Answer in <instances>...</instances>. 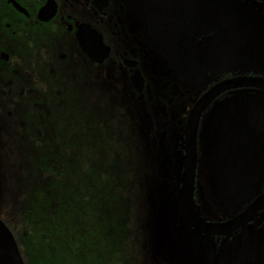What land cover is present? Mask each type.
<instances>
[{
	"label": "flooded vegetation",
	"instance_id": "obj_1",
	"mask_svg": "<svg viewBox=\"0 0 264 264\" xmlns=\"http://www.w3.org/2000/svg\"><path fill=\"white\" fill-rule=\"evenodd\" d=\"M151 1L0 0V98L11 101L20 91L30 95L39 85L50 87L52 72H61L58 66L69 56L103 70L109 76L103 87L128 88L144 111L146 146L160 168H167L160 176L167 195H161L158 214L170 228L172 258L187 255L189 264H264V55L252 48L264 32V0H224L220 11L196 15L194 0H156L161 10L183 5L189 10L166 23L159 17L160 29L147 10ZM219 35L227 41L220 62L221 49L196 61L194 44ZM99 36L110 53L101 65L81 47V40L96 47ZM231 51L238 61L229 60ZM82 72L64 74L58 83L83 81ZM91 79L98 96L102 78ZM193 126L192 212L200 224L185 220L181 202ZM260 200L245 222L220 234L205 232L206 226L236 221Z\"/></svg>",
	"mask_w": 264,
	"mask_h": 264
},
{
	"label": "trees",
	"instance_id": "obj_2",
	"mask_svg": "<svg viewBox=\"0 0 264 264\" xmlns=\"http://www.w3.org/2000/svg\"><path fill=\"white\" fill-rule=\"evenodd\" d=\"M58 67L63 70L48 90L20 91L5 111L13 119L24 108L46 109L32 129L36 143L24 138L14 153L17 188L10 224L24 263L137 264L128 252L131 227L119 192L124 164L109 140L115 117L110 91L100 82L95 96L91 78L58 83L89 68L80 57L69 56ZM44 93L51 94L50 103ZM18 126L28 129L25 123Z\"/></svg>",
	"mask_w": 264,
	"mask_h": 264
},
{
	"label": "rangeland",
	"instance_id": "obj_3",
	"mask_svg": "<svg viewBox=\"0 0 264 264\" xmlns=\"http://www.w3.org/2000/svg\"><path fill=\"white\" fill-rule=\"evenodd\" d=\"M52 73L51 79L55 80L59 73L55 71ZM83 73H85L86 81L101 77L103 81L109 82V76L101 69L84 68ZM89 83L91 84V81ZM38 89L48 90V85L44 83L43 86L39 85ZM110 96L115 117L112 118L110 125L113 136L109 140L112 147L120 154L122 165L124 164V181L119 192L125 207L123 213L131 227L129 255L137 264H189L187 255L176 256L178 263L172 258L175 253L166 236L170 228L164 227L165 219L162 220L158 214L161 195H167L160 176L163 177L167 173V168H160V161L156 162V159H153L152 149L147 147L148 144L146 146L143 129L146 126L147 117L142 116L144 111L139 110L128 88L112 84ZM44 97L50 103L51 94L44 93ZM13 98L15 103L19 100V97ZM7 100L5 97L0 98V220L13 233L18 243L16 231L11 225L14 224L11 221L13 220L12 210H14L11 204L13 205L15 201L17 188L13 176L16 172L14 153L19 151L20 142L24 138L25 143H36V133L32 129L35 130L34 125L44 116L46 109L45 111L37 110L38 114L33 106L24 108L18 117L7 119L5 111H9L13 105ZM109 103L111 102L107 104ZM49 118L50 116H45V119ZM19 123L28 124V129L23 130L18 126ZM14 132L18 134L16 137H12ZM23 147H26V144Z\"/></svg>",
	"mask_w": 264,
	"mask_h": 264
},
{
	"label": "water",
	"instance_id": "obj_4",
	"mask_svg": "<svg viewBox=\"0 0 264 264\" xmlns=\"http://www.w3.org/2000/svg\"><path fill=\"white\" fill-rule=\"evenodd\" d=\"M195 1V10L193 14H203L206 11H214L218 12L222 9V6L224 4V0H194ZM147 10L151 18L153 19V22L155 26L158 28V22L160 21L159 17H161V22L166 23L168 20L184 16L189 10L186 9V6H179L172 9H158L157 8V2L156 0H152L151 3H148ZM161 12H164L161 16L159 14ZM170 14V16H168ZM231 14V13H230ZM228 14V15H230ZM203 16V15H202ZM234 22L233 24H236V13L230 15ZM227 20V19H226ZM232 26V25H231ZM163 28V25H162ZM171 27H168L165 25V29L167 32L170 30ZM234 29L235 26H232ZM160 29V27H159ZM166 34V32H165ZM222 36H216L210 40L204 41L203 43H197L194 44V51H195V59L196 61L203 62L205 59L209 57V55H212L214 52H218L220 49V52L217 56L218 61L220 62L223 52L226 50L225 44L227 41L225 39H221ZM99 44L94 47L90 44V42H86L84 40H81V47L82 50L85 52V54L93 61H95L98 64H103L105 60L109 58V50L108 48H105L102 44V38L99 36ZM175 41V40H174ZM182 41V40H180ZM190 41V40H189ZM171 43V42H170ZM252 48L256 49L259 53L264 55V32L259 35V38H256L253 42ZM172 49V46H171ZM234 52V51H233ZM232 51L229 54V60L236 62L238 61L237 56ZM207 55V56H205ZM227 59H228V53L226 52ZM205 56V57H204ZM232 64L231 62H229ZM203 64V63H200ZM230 64H227L229 66ZM233 65V64H232ZM224 87H220L217 89V92H220L223 90ZM213 96V95H212ZM211 96V97H212ZM205 104V101L201 103L200 108ZM233 115V114H232ZM234 117V116H232ZM233 123L239 122V120H233ZM262 123H260L259 127L261 128ZM235 128H237L235 126ZM256 128H254L255 130ZM195 133H194V126L191 130L189 128L188 132V148L186 152V156L183 159V187L181 192V202L183 206V212H184V218L189 224H195L200 222L195 218L194 213L192 212V194H193V181H194V174H195V168H196V143H195ZM258 139V137H257ZM237 145L241 146L237 142ZM247 154V153H246ZM264 201V200H263ZM262 203V200L257 202L254 206H252L243 216H241L236 221H233L226 226H206L207 230H205L206 233L209 235L211 234H220L222 233L223 229L232 225H238L242 222H245L248 216L252 214V211L258 206V204ZM164 214V213H163ZM165 217V215H163ZM168 219V218H167ZM0 264H25L23 257L21 255V252L19 250V246L16 242V239L13 235V233L9 230V228L0 220Z\"/></svg>",
	"mask_w": 264,
	"mask_h": 264
}]
</instances>
